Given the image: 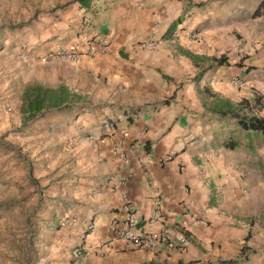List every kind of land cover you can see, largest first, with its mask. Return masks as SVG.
<instances>
[{
  "label": "crops",
  "instance_id": "1",
  "mask_svg": "<svg viewBox=\"0 0 264 264\" xmlns=\"http://www.w3.org/2000/svg\"><path fill=\"white\" fill-rule=\"evenodd\" d=\"M260 1L90 0L80 7L47 0L55 15L61 12L54 26L65 29L47 42L39 37L36 57L81 36H100L105 51L81 56L77 68L128 93L116 104L129 109L106 116L108 127L89 152L93 163L80 164L78 178L62 180L68 224L59 230L67 235L63 241L86 252L82 264H264V228L256 215L262 201L242 195V136L257 134L212 112L214 99L204 93L242 99L230 79L243 80L248 71L242 59L232 64L231 58L242 52V26L255 21ZM147 40L153 47L140 48ZM219 57L225 62L215 66ZM59 87L80 91L66 81L47 85ZM119 140L124 151L112 155ZM227 141L236 145L225 147ZM122 193L147 231L183 232L185 243L159 252L109 243L107 227L120 216ZM156 200L160 217L154 218Z\"/></svg>",
  "mask_w": 264,
  "mask_h": 264
},
{
  "label": "rangeland",
  "instance_id": "2",
  "mask_svg": "<svg viewBox=\"0 0 264 264\" xmlns=\"http://www.w3.org/2000/svg\"><path fill=\"white\" fill-rule=\"evenodd\" d=\"M46 2L0 0V264H82L86 252L76 241H63L67 235L59 230L67 223L62 217L66 211L62 180L78 178L80 164L93 163L89 152L108 127L106 116L129 109L116 104L128 93L98 75L82 74L77 68L80 59L43 60L49 52L45 50L36 57L40 38L50 41L65 29L54 26L55 21L61 23V12L55 15ZM83 37L50 51L79 53ZM240 38L242 52L233 55L231 63L242 59L248 73L237 89L242 88V98L259 97L254 114L264 117V8L255 21L242 26ZM55 81L77 87L81 92L72 93L78 98L28 117L22 97L25 88H47ZM250 194L262 201L256 215L264 228V139L260 135L242 136V195ZM57 216L60 220L53 225Z\"/></svg>",
  "mask_w": 264,
  "mask_h": 264
},
{
  "label": "built area",
  "instance_id": "3",
  "mask_svg": "<svg viewBox=\"0 0 264 264\" xmlns=\"http://www.w3.org/2000/svg\"><path fill=\"white\" fill-rule=\"evenodd\" d=\"M83 49L81 52H65L59 50L49 51L42 55V59L56 58L67 61H77L81 56L92 57L96 54H102L106 49V42L100 36H93L92 38L83 37L82 39ZM140 48L151 49L153 47V42L150 40L144 41L139 44ZM230 83L233 87L239 88L243 84V80L239 78L238 75H234L230 79ZM119 134L123 133V130L118 131ZM112 155H116L119 152H123L121 141H116V143L110 149ZM121 206H120V216L115 221L112 222L107 227L108 242L117 243L120 242L124 246L146 249L152 252H159L163 249H170L173 247H181L185 241L186 237L183 232L172 233L168 230H161L159 232H149L145 229L144 225L136 219L133 211L127 203L125 195L122 193L120 196ZM160 201L156 200L154 205L156 210L154 211L153 217H160L159 209ZM69 220V219H68ZM70 223L74 222V218L69 220ZM101 253V251H99Z\"/></svg>",
  "mask_w": 264,
  "mask_h": 264
},
{
  "label": "trees",
  "instance_id": "4",
  "mask_svg": "<svg viewBox=\"0 0 264 264\" xmlns=\"http://www.w3.org/2000/svg\"><path fill=\"white\" fill-rule=\"evenodd\" d=\"M80 7H87L90 0H74ZM264 8V0H261L257 8L252 12V17H258ZM215 66H221L225 60L223 57L214 59ZM248 71V70H247ZM205 95L214 99L210 101V110L216 113L219 117H228L236 121L238 126L242 128L243 132H252L260 135L264 139V117H259L254 114V108L259 106L260 100L258 96L252 98H242L238 102H230L224 98H217L214 94L210 93L209 90L204 89ZM25 102V112L28 117L40 114L41 111L48 109H57L64 106L69 100L77 99V95L69 92L64 87L57 89L45 88L41 85H30L27 86L22 95ZM225 147L233 148L236 143L227 141L223 143ZM225 264H234V261L221 262Z\"/></svg>",
  "mask_w": 264,
  "mask_h": 264
}]
</instances>
